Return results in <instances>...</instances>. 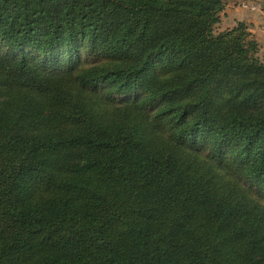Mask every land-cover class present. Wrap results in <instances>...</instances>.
<instances>
[{"label": "trees", "instance_id": "trees-1", "mask_svg": "<svg viewBox=\"0 0 264 264\" xmlns=\"http://www.w3.org/2000/svg\"><path fill=\"white\" fill-rule=\"evenodd\" d=\"M225 0H0V264H264V62Z\"/></svg>", "mask_w": 264, "mask_h": 264}, {"label": "rangeland", "instance_id": "rangeland-1", "mask_svg": "<svg viewBox=\"0 0 264 264\" xmlns=\"http://www.w3.org/2000/svg\"><path fill=\"white\" fill-rule=\"evenodd\" d=\"M239 22H243L259 42L257 55L264 62V0H225V8L215 32L232 29Z\"/></svg>", "mask_w": 264, "mask_h": 264}, {"label": "built area", "instance_id": "built-area-1", "mask_svg": "<svg viewBox=\"0 0 264 264\" xmlns=\"http://www.w3.org/2000/svg\"><path fill=\"white\" fill-rule=\"evenodd\" d=\"M254 9H256V8L254 7Z\"/></svg>", "mask_w": 264, "mask_h": 264}]
</instances>
